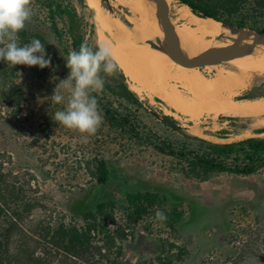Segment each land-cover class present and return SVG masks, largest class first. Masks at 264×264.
<instances>
[{
	"label": "rangeland",
	"instance_id": "374dc122",
	"mask_svg": "<svg viewBox=\"0 0 264 264\" xmlns=\"http://www.w3.org/2000/svg\"><path fill=\"white\" fill-rule=\"evenodd\" d=\"M100 3L131 27L132 14L123 0H100ZM93 14L88 8L86 20L93 30L90 39L97 44ZM259 23L264 27V21ZM49 40L57 54L60 71L69 73L67 57L51 35ZM217 66L198 69L213 78ZM219 66L234 70L226 62ZM250 74L247 85L233 96L235 100H240L236 97L245 92L264 96V74ZM127 83L130 86L128 78ZM62 93L67 97L63 87ZM138 96L144 102L138 118L144 130L154 135L155 142L179 141L196 148L199 142L186 135L218 143L264 136L257 133L264 127V113L237 116L220 113L190 121L156 96ZM32 101L33 111L30 103L17 119L5 116L3 109L0 111L6 117L0 121V148L9 155L7 166L20 179L28 180L42 197L44 209L35 210L34 217L42 215L50 220L80 222L72 212L85 207L97 189L93 176L95 159L103 158L111 165L116 179L108 191L123 193L134 188L164 191L180 199L177 207L183 213V218L170 228L164 221L156 220L151 209L133 229L127 230L125 240L121 241L118 261L122 264H166L168 260L169 264H264V167L249 176L217 173L207 179L197 178L187 174L184 163L146 141L135 142L111 130L105 121L95 135L81 134L56 123L54 113L63 110L67 100L56 104L45 96H37ZM151 111L172 117L183 131L174 130L155 118ZM49 118L53 132L46 136L44 122ZM219 131L222 134H217ZM172 202L164 208L171 210ZM120 206L121 203H116L118 222L123 221ZM157 210H164L163 206L156 207Z\"/></svg>",
	"mask_w": 264,
	"mask_h": 264
},
{
	"label": "trees",
	"instance_id": "16d2710c",
	"mask_svg": "<svg viewBox=\"0 0 264 264\" xmlns=\"http://www.w3.org/2000/svg\"><path fill=\"white\" fill-rule=\"evenodd\" d=\"M177 1L187 5L199 17L264 32V27L258 25L264 21V0ZM32 7L34 15L19 33L20 43L39 39L45 46V58L50 56L51 63L40 68L13 66L0 61V111L3 109L5 116L12 119H17L30 103L33 111L32 100L37 96L52 100L55 88L69 75L67 71H60L49 35L66 57L71 50L79 51L81 44L98 46L90 39L93 30L86 20L88 7L85 0H34ZM101 75L105 78L104 88L92 94L98 99L103 119L110 129L135 142L146 141L154 145L160 152L184 163L187 174L201 179L217 173L249 176L264 167V136L218 143L186 135L199 142L196 148L179 141L162 139L155 142L154 135L144 130L138 118V110L144 102L131 90L121 68L118 66L112 75ZM254 97L245 92L236 98ZM5 116L0 114V121ZM44 123L45 134L49 136L53 132L52 121L49 118ZM170 127L183 131L182 127ZM257 133H264V127ZM8 162L9 155L0 148V264H122L118 261L121 241L125 240L127 230L133 229L151 209L155 214L156 207L163 206L162 212L167 217L164 222L170 228L183 218L177 207L180 199L167 192L138 188L123 193L108 191V186L116 179L111 165L103 158L95 159L93 176L97 189L85 207L72 212L80 222L50 220L42 215L34 217L35 210L44 209L42 197L28 180L20 179L18 173L7 166ZM170 202L172 207L168 211L164 205ZM116 203H121L122 222L116 217ZM170 262L168 260L166 264Z\"/></svg>",
	"mask_w": 264,
	"mask_h": 264
},
{
	"label": "bare ground",
	"instance_id": "6f19581e",
	"mask_svg": "<svg viewBox=\"0 0 264 264\" xmlns=\"http://www.w3.org/2000/svg\"><path fill=\"white\" fill-rule=\"evenodd\" d=\"M162 1L171 10L174 28L171 42L186 55L205 59L231 39L246 33L245 30L234 33L219 21L201 18L177 0ZM85 2L95 16L97 44L110 42L115 62L138 95L156 96L190 121L220 113L229 116L264 113V96L233 98L238 89L247 85L250 73L264 74V45L252 51L232 53L226 63L234 70L218 65L215 76L209 78L198 68L176 63L161 46L154 49L147 43L161 38L163 15L146 0H123L132 14L130 28L106 11L100 0ZM217 38L223 40L216 41Z\"/></svg>",
	"mask_w": 264,
	"mask_h": 264
},
{
	"label": "clouds",
	"instance_id": "9594fccd",
	"mask_svg": "<svg viewBox=\"0 0 264 264\" xmlns=\"http://www.w3.org/2000/svg\"><path fill=\"white\" fill-rule=\"evenodd\" d=\"M33 3L34 0H0V61L13 66L50 65L51 57L45 58V46L39 39L20 43L19 33L34 15ZM66 67L69 75L58 84L51 98L57 104L67 100V104L54 113V121L81 134L95 135L104 119L99 101L92 93L104 88L105 78L101 73L112 75L118 68L110 42H102L96 48L81 44L79 51L68 53ZM61 87L67 97L60 91ZM155 219L165 221L167 217L157 210Z\"/></svg>",
	"mask_w": 264,
	"mask_h": 264
},
{
	"label": "water",
	"instance_id": "95a60500",
	"mask_svg": "<svg viewBox=\"0 0 264 264\" xmlns=\"http://www.w3.org/2000/svg\"><path fill=\"white\" fill-rule=\"evenodd\" d=\"M109 1V0H106ZM148 3L152 4L162 15L163 22L161 25V38L155 40H148L147 43L151 45L154 49H159L161 46L163 50L169 55V57L176 63L187 67V68H203L207 66H216L221 65L227 62L228 57L234 52L244 53L247 51H252L257 46L264 45V32H259L249 28H239L236 26H230L222 23L224 26L231 28L234 33L245 30L246 33L238 36L237 38L231 39L226 45L216 49L211 52L209 56L205 59H199L182 53L174 44H172L171 39L173 37V24L171 22V10L170 8L163 3L162 0H146ZM105 9V8H104ZM106 10V9H105ZM107 11V10H106ZM110 11H113L110 9ZM203 18V17H201ZM123 24L130 28L127 23ZM251 38H258L251 43H244L245 40ZM151 114L159 119L160 121L173 126L181 127L180 124L173 121L166 115H159L155 111H151Z\"/></svg>",
	"mask_w": 264,
	"mask_h": 264
},
{
	"label": "crops",
	"instance_id": "0c3cea01",
	"mask_svg": "<svg viewBox=\"0 0 264 264\" xmlns=\"http://www.w3.org/2000/svg\"><path fill=\"white\" fill-rule=\"evenodd\" d=\"M262 97V96H261Z\"/></svg>",
	"mask_w": 264,
	"mask_h": 264
}]
</instances>
